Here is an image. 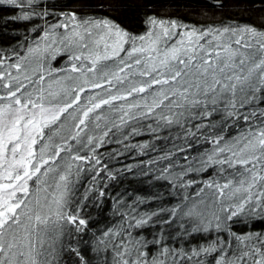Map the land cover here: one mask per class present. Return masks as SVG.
Here are the masks:
<instances>
[{
    "label": "snow or ice",
    "instance_id": "obj_1",
    "mask_svg": "<svg viewBox=\"0 0 264 264\" xmlns=\"http://www.w3.org/2000/svg\"><path fill=\"white\" fill-rule=\"evenodd\" d=\"M149 6L0 0V264H264V15Z\"/></svg>",
    "mask_w": 264,
    "mask_h": 264
},
{
    "label": "trees",
    "instance_id": "obj_2",
    "mask_svg": "<svg viewBox=\"0 0 264 264\" xmlns=\"http://www.w3.org/2000/svg\"><path fill=\"white\" fill-rule=\"evenodd\" d=\"M61 3H71V0H60ZM150 6L147 9H141V15L136 21H132L131 24L126 26L132 27L133 30H142L140 26V20L143 19V12H155L161 16L171 15L172 17L181 18L185 23L189 24H205L211 22H219L222 19L235 18L242 21L251 20L256 22L261 15H264L257 3L253 4L252 0H248V5H251L250 10L245 11L244 7H234L233 5L240 2V0H227V4L224 8L211 7L216 3V0H148ZM85 4H97L98 0H84ZM73 7L79 8V3L73 4ZM247 6V5H246ZM84 11H100L99 9H90L85 7ZM235 14V15H234ZM13 25L8 26V30L11 31ZM16 31L20 34H24L23 26L16 27ZM111 147H114L111 146ZM125 163H131V160L124 161ZM128 186V185H125ZM135 187V184L132 185ZM93 217L103 220V216H98L95 209H92ZM106 215V214H105ZM102 224L97 225L101 227Z\"/></svg>",
    "mask_w": 264,
    "mask_h": 264
}]
</instances>
